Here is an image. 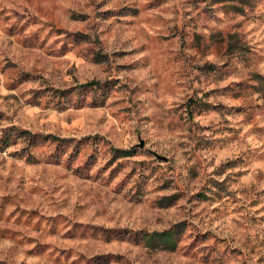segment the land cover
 Masks as SVG:
<instances>
[{"label":"rangeland","instance_id":"1","mask_svg":"<svg viewBox=\"0 0 264 264\" xmlns=\"http://www.w3.org/2000/svg\"><path fill=\"white\" fill-rule=\"evenodd\" d=\"M0 264H264V0H0Z\"/></svg>","mask_w":264,"mask_h":264},{"label":"trees","instance_id":"2","mask_svg":"<svg viewBox=\"0 0 264 264\" xmlns=\"http://www.w3.org/2000/svg\"><path fill=\"white\" fill-rule=\"evenodd\" d=\"M102 88V86L96 82H91L84 84L80 86V89H90V88ZM64 94V92H62ZM19 138L20 137H29V141L31 145H38L40 143L45 142L46 140H50L51 137H44V136H37L34 134L30 133H19ZM55 141V140H54ZM59 143H67L66 140H57ZM115 159H124V158H129L132 157L135 153V150L133 149H127V150H122V149H115L114 150ZM32 155H30L31 157ZM203 199H207V196H202ZM164 199L163 201H165ZM184 224H179L177 225L174 229H170L167 231L163 232H131L129 237L135 238L136 241H139L141 244L150 247L152 249H157V250H163V251H175L177 250L179 243L181 241V235L184 231Z\"/></svg>","mask_w":264,"mask_h":264}]
</instances>
